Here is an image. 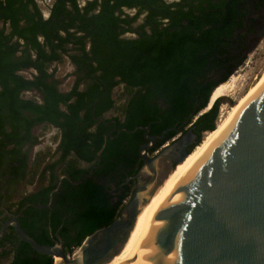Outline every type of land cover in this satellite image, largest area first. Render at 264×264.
Instances as JSON below:
<instances>
[{"label":"trees","instance_id":"obj_1","mask_svg":"<svg viewBox=\"0 0 264 264\" xmlns=\"http://www.w3.org/2000/svg\"><path fill=\"white\" fill-rule=\"evenodd\" d=\"M52 1L44 19L35 0H0V199L5 184L10 185L9 201L12 187L33 185L38 178L43 182L48 174L47 185L10 201L7 209L19 212L26 206L19 217L24 231L40 244L61 239L69 255L114 221L132 194L133 183L127 179L141 166L138 149L144 131L120 129L150 124L152 135L165 131L152 152L174 138L177 128L197 131L188 151L200 144L204 132L215 131L219 99L203 110L211 89L228 81L242 64L237 31L245 24L241 4L246 2L222 0L213 12L199 0H87L83 7L79 0ZM136 4L134 17H122V7ZM141 13L142 27L151 32L120 38ZM165 19L168 26L161 28ZM65 56L79 73L69 92L59 91V81L51 80L49 72ZM22 68L37 74L25 78L18 74ZM118 84L123 91L114 96ZM30 88L40 96H27ZM111 110L118 122L115 130L108 120H96ZM36 126L41 132L56 128L57 145L54 151H37L30 160L39 142ZM5 241L11 248L0 252V259L9 258L6 264L54 263L14 231Z\"/></svg>","mask_w":264,"mask_h":264},{"label":"water","instance_id":"obj_2","mask_svg":"<svg viewBox=\"0 0 264 264\" xmlns=\"http://www.w3.org/2000/svg\"><path fill=\"white\" fill-rule=\"evenodd\" d=\"M263 36L264 29L258 41ZM122 130H143L147 141L138 149L141 170L127 179L136 181L133 192L114 221L87 236L78 251L68 255L61 239L40 244L24 231L18 217L25 206L18 214L9 213L11 218L0 227V240L11 226L35 252L57 257L61 264H104L119 253L140 206L166 175H159L165 160H174L170 168L182 162L192 152L186 145L193 136L188 128L151 157L148 150L165 131L150 135V124ZM125 264H264V85L151 214Z\"/></svg>","mask_w":264,"mask_h":264},{"label":"flooded vegetation","instance_id":"obj_3","mask_svg":"<svg viewBox=\"0 0 264 264\" xmlns=\"http://www.w3.org/2000/svg\"><path fill=\"white\" fill-rule=\"evenodd\" d=\"M35 1L37 2V0H35ZM86 1L87 0H79L80 7H83L85 5ZM88 1H92V0H88ZM164 1L166 2V4L167 3H172V2H180L179 4H185V3L181 2V0H164ZM189 1L190 0H187V2H189ZM199 1H201L203 7L206 8L207 11H213V12L218 11L219 6L222 4V0H199ZM208 1H211L212 2L211 5H215V6L212 7L211 5H209ZM52 2H53L52 0H44L46 10H42L40 8L38 2H37L38 6H39V10L41 11V14H42L44 19H47L50 16V9L52 7ZM245 2H246V4H241L242 11L246 12V17H245V22H244L245 24H244V27L238 29V31H237V33H239V35H240V39H239L238 43H240V45H241L240 50L242 51V56H243V61L242 62H244V60L246 59V56L248 55V53L251 50L253 51L256 47H258V45L260 44L261 40L264 38V36H263L258 41V35L262 31V29H264V0H252L251 2L249 0H245ZM136 5L137 6H135L134 8L122 7L121 8V10L123 12L122 17H125V16L134 17L136 15V13H137V10L139 9V5L138 4H136ZM96 12H97V9L94 11V13H96ZM144 17H145V13H141L138 16L137 20L131 24V28L126 30V31H124V33H122L120 35V38H123V39H126V40L136 39V38L139 37V34L142 31H144V30L146 32L150 33L151 32V28L149 26L146 25L144 28L142 27L143 24L145 23ZM183 23L185 25L187 24L186 21H183ZM167 26H168V20L165 19L160 27L162 28V27H167ZM40 40H41V38H40ZM19 43L21 45H23L22 48L25 47L24 44H23V41H19ZM18 53H21V52H18ZM66 62L68 64H70V66L73 68V73L71 74L72 79H71L70 86L67 89H63L62 86H61V85H63V82L59 79V76L57 75V71L55 69L56 67H54V66L62 65L64 63H66ZM64 63H60L58 61L54 62L50 66L49 72L52 73L51 80L59 81V83L57 84L58 90L61 91V92H69V91H71V89L73 88L76 80L78 79L79 73H77L75 64L67 56H65V62ZM18 74H21V75L25 76V78L32 79L37 74V72L33 68H22L21 70L18 71ZM215 75H216L215 76L216 78H218L220 76L219 74H215ZM82 87H83V84L80 85V88H82ZM119 87H120L119 91L117 93H115V90L117 88H119ZM122 91H123V85L122 84H118V85H116L113 88L112 93H113L114 96H116L117 94L121 93ZM25 93L29 94L30 96L31 95H36L38 97L40 96L39 92L35 88H30L29 90L25 91ZM114 113H115V111L111 110V111L105 113L103 115V117L96 118V120L97 121H106V120H108L109 124H107V125L113 124V129L112 130H115V129H117L118 122H117V120H115V114ZM115 121H116V125H115ZM36 127H40L41 128V126H36ZM187 130L188 129H185V130L182 131L181 128H180L181 132L179 134H177L174 138H172L168 142V144L172 143L175 139L180 137ZM150 132H149V134L152 135ZM192 132H193V136L189 138L188 144L186 145V150H188V148L198 138L197 131L194 128H192ZM143 138H144V141L141 144H143L144 142L147 141V139L144 136V133H143ZM155 145H156V143H155ZM167 145L163 144L160 147H158L156 151H153V152L151 150H148V154L152 157V156H154V154H156L158 151H160L163 147H165ZM154 148H155V146H154ZM175 156H176L175 154H172V158H174ZM139 157H140V155H139ZM32 158H33V155L30 154V160ZM140 162H141V166L139 167L137 173L141 170V167L143 166V162H142L141 157H140ZM173 163H174L173 159H166L165 162H164V167L160 171L159 175L160 176L163 175L164 172L168 168H170V166ZM133 176H131V177H133ZM45 179L47 180L46 183L42 184V182H40V180L38 178L36 180V182L33 184L34 188L30 189V190L29 189L24 190L25 188L21 187L24 183H20L19 186H17V187H12V190H11L12 191V198L9 201L7 200L6 189L9 188L10 185L9 184H5V186H4L5 189L1 190L2 194H3V197L0 199V211H2V213L0 214V227L5 221H7V220H9L11 218L9 213L18 214L20 212V211L16 212V208H14L12 211H9L7 209V204L10 201H12V200H21L22 198H24L26 196H29L32 193L38 192L40 190V188L43 187V185H47L48 184V174H47V177ZM129 181H131L133 183V187H134L135 186V182H136L135 179H131ZM129 181L127 180V182H129ZM33 185H30V186H33ZM21 213L19 214V217L21 216ZM19 217H18V220H19ZM11 231H14V229L11 226H9L7 228L5 236L2 238V240H0V252H2L3 249H7L8 250V249L11 248L10 243L5 241L6 235L8 233H11ZM14 233H15V231H14Z\"/></svg>","mask_w":264,"mask_h":264},{"label":"bare ground","instance_id":"obj_4","mask_svg":"<svg viewBox=\"0 0 264 264\" xmlns=\"http://www.w3.org/2000/svg\"><path fill=\"white\" fill-rule=\"evenodd\" d=\"M235 75L233 76L234 79ZM264 85V77L258 83V86L236 107L230 110L227 114L222 116L220 123L217 125L215 131L206 132L202 137L200 144H198L194 150L174 168H168L165 173L163 180L156 184V187L149 195L148 200L140 206L139 213L137 215L133 229L130 235L122 247V249L117 253L110 261L104 264H125L128 256L130 255L133 247L135 246L136 240L151 216V214L163 203V201L168 197V195L173 191V189L178 185V183L189 173L192 167L196 164L199 158L209 150V148L218 140V138L224 133L229 124L231 123L233 117L235 116L238 109L251 98L262 86ZM233 89L231 80L221 83L217 86L211 96L208 103L207 109H209L213 103L224 96H227ZM53 264H61L59 258H54Z\"/></svg>","mask_w":264,"mask_h":264},{"label":"rangeland","instance_id":"obj_5","mask_svg":"<svg viewBox=\"0 0 264 264\" xmlns=\"http://www.w3.org/2000/svg\"><path fill=\"white\" fill-rule=\"evenodd\" d=\"M40 8L42 10H46L44 0H37ZM57 75L59 79L63 82L62 88L67 89L71 84L73 73V68L67 62L62 65H56ZM235 75L234 79L233 76ZM264 77V38L261 40L258 47H256L253 51L251 50L246 59L240 67H238L234 73L229 77L232 83L233 89L231 92L222 98L219 99L218 104V115L216 119V127L220 123L222 116L227 114L230 110L234 109L238 103H240L245 97H247L257 86L258 83ZM120 87L115 90V93L119 91ZM27 96H30L27 94ZM204 111H208L207 107ZM116 115V113H114ZM200 114V113H199ZM34 135L38 136L39 142L31 149L30 154L33 155L37 151L51 148L52 151L56 149V143L53 140V137L56 135V128H50L45 132H41L40 127H35L33 130ZM206 132L202 134V137ZM56 155H54L51 159H55ZM50 161V160H48ZM164 167V166H163ZM170 169V168H169ZM172 169V168H171ZM173 170V169H172ZM46 179L42 182V184L46 183ZM21 187H24V190L33 189V186H26L23 184ZM134 188V187H133ZM132 188V190H133ZM128 201V199L126 200ZM79 247H73L72 253L77 252ZM9 261V258L0 259V264H6Z\"/></svg>","mask_w":264,"mask_h":264},{"label":"built area","instance_id":"obj_6","mask_svg":"<svg viewBox=\"0 0 264 264\" xmlns=\"http://www.w3.org/2000/svg\"><path fill=\"white\" fill-rule=\"evenodd\" d=\"M167 144H168V142L165 145H167Z\"/></svg>","mask_w":264,"mask_h":264}]
</instances>
